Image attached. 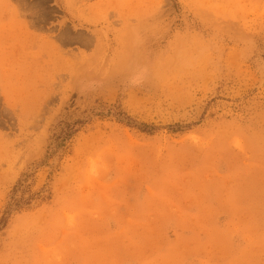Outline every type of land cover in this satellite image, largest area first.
Wrapping results in <instances>:
<instances>
[{"label": "rangeland", "instance_id": "rangeland-1", "mask_svg": "<svg viewBox=\"0 0 264 264\" xmlns=\"http://www.w3.org/2000/svg\"><path fill=\"white\" fill-rule=\"evenodd\" d=\"M0 264H264V0H0Z\"/></svg>", "mask_w": 264, "mask_h": 264}]
</instances>
